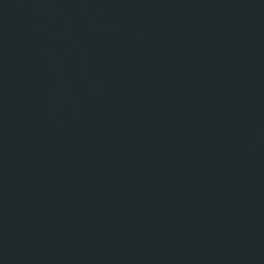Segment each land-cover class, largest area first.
I'll list each match as a JSON object with an SVG mask.
<instances>
[{
	"label": "water",
	"instance_id": "95a60500",
	"mask_svg": "<svg viewBox=\"0 0 264 264\" xmlns=\"http://www.w3.org/2000/svg\"><path fill=\"white\" fill-rule=\"evenodd\" d=\"M0 264H264V0H0Z\"/></svg>",
	"mask_w": 264,
	"mask_h": 264
}]
</instances>
